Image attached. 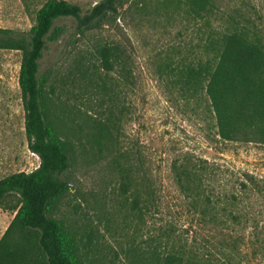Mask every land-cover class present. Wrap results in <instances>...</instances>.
I'll use <instances>...</instances> for the list:
<instances>
[{
  "label": "rangeland",
  "instance_id": "rangeland-1",
  "mask_svg": "<svg viewBox=\"0 0 264 264\" xmlns=\"http://www.w3.org/2000/svg\"><path fill=\"white\" fill-rule=\"evenodd\" d=\"M45 1L0 0V29L14 36L27 34ZM65 1L86 12L101 0ZM183 1L124 0L116 21L83 35L75 33L72 20L60 21L63 32L43 53L40 71L47 72V88L53 89L50 110L61 118L75 149L66 174L70 188L58 205L59 216L93 231L97 264H163L173 250L187 264H264V145L220 140L205 96H183L159 76L160 67L170 60L196 63L206 57L204 35L198 31L205 27L184 11ZM213 3V27L232 14L264 30V0ZM6 38L0 35V180L39 165L25 136L18 84L22 53L8 48ZM104 44L125 52L129 80L111 73L110 80L105 78L106 89L99 90L78 69L104 76L93 70L99 67L95 48ZM88 117L104 122L102 143L111 151L107 146L99 153L86 145L83 123ZM112 153L133 180L142 177L146 186V177L154 184L157 207L150 205L143 189L142 200L149 202L142 215L125 204L124 197L132 198L120 193ZM185 155L208 162L220 174L213 186L221 198L216 211L221 220L200 222L175 187L171 165ZM239 183H245L247 191H238ZM14 215L0 208V238Z\"/></svg>",
  "mask_w": 264,
  "mask_h": 264
},
{
  "label": "trees",
  "instance_id": "trees-1",
  "mask_svg": "<svg viewBox=\"0 0 264 264\" xmlns=\"http://www.w3.org/2000/svg\"><path fill=\"white\" fill-rule=\"evenodd\" d=\"M138 3L135 5L143 7ZM123 5L124 0H101L83 12L78 5L65 0H46L36 11L27 34L14 36L11 31L0 29V35L7 37L8 48L22 53L18 84L25 111V136L28 149L39 158V165L33 171L13 173L0 180V208L15 213L0 238V264H97L98 242L93 231L59 216L58 205L70 188L66 174L75 158V149L61 118L51 113L49 90L53 93V89L47 88V72L41 73L40 66L48 44L63 32L58 22L72 20L75 33L83 35L116 21L118 9ZM183 9L193 21H200L205 27L198 31L204 35L206 57L196 63L183 60L172 64L170 60L164 68L160 67V78L169 79L172 88L183 96H205L220 140L264 145V30L258 23L238 20L232 14H224L218 28L213 27L210 17L217 12L213 0H185ZM95 52L99 67L93 66V70L103 72L104 76L99 73L97 77L96 71L90 73L88 68L86 71L77 68L82 78L99 90L106 89L105 78L110 80L111 73L129 80L125 52L120 47L104 44L96 47ZM83 124L90 149L95 147L102 153L108 146L111 151L109 144L102 143L106 139L104 122L88 117ZM112 154L119 168L120 193H129L132 198L128 201L124 197L125 204L142 215L149 202L142 200L143 189L150 205L157 207L154 184L146 177L143 178L146 186L141 182L142 177L133 180L127 169L119 165L117 155ZM171 173L175 187L194 215L200 217V222L208 218L221 220L216 212L221 198L213 186L220 174L213 165L185 155L172 163ZM247 179L254 183L253 177ZM247 189L245 183L238 184V191ZM163 261V264H187L175 250Z\"/></svg>",
  "mask_w": 264,
  "mask_h": 264
}]
</instances>
